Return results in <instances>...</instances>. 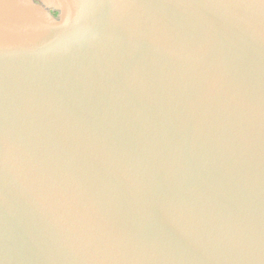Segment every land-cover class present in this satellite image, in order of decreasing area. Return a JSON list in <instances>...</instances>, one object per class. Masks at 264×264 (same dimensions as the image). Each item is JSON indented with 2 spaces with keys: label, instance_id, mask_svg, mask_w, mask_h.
I'll return each instance as SVG.
<instances>
[{
  "label": "water",
  "instance_id": "1",
  "mask_svg": "<svg viewBox=\"0 0 264 264\" xmlns=\"http://www.w3.org/2000/svg\"><path fill=\"white\" fill-rule=\"evenodd\" d=\"M0 264H264V0H0Z\"/></svg>",
  "mask_w": 264,
  "mask_h": 264
}]
</instances>
